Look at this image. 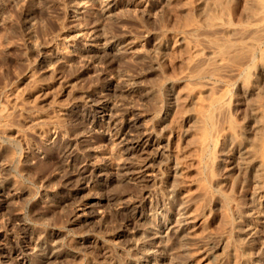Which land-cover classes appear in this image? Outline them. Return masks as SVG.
Returning <instances> with one entry per match:
<instances>
[{
  "label": "rangeland",
  "instance_id": "rangeland-1",
  "mask_svg": "<svg viewBox=\"0 0 264 264\" xmlns=\"http://www.w3.org/2000/svg\"><path fill=\"white\" fill-rule=\"evenodd\" d=\"M258 1L0 0V264H236L227 200L249 206V184L230 171L216 189L211 160L224 127L250 138L241 89L264 53L247 28ZM134 114L167 150L139 183L128 168L143 155L120 143ZM143 187L159 204L136 218L125 202Z\"/></svg>",
  "mask_w": 264,
  "mask_h": 264
},
{
  "label": "bare ground",
  "instance_id": "bare-ground-1",
  "mask_svg": "<svg viewBox=\"0 0 264 264\" xmlns=\"http://www.w3.org/2000/svg\"><path fill=\"white\" fill-rule=\"evenodd\" d=\"M256 1L259 2L258 0H254V2ZM263 4L256 3L255 11L248 15L247 28L254 29L253 32L255 35L257 34L258 37L264 35ZM26 17L29 18L30 16ZM95 31L93 32L92 36L94 35ZM254 34L253 37H255ZM95 35L92 38L93 42H96L97 39V36ZM236 40L239 39H237L236 37L232 39L224 38L222 40L224 49L228 51L229 49L237 47L235 44ZM111 46H105V48L101 50L91 47L86 49V54L91 59L96 58V60H103L107 58L110 53H112V50L114 48H112ZM239 48L243 49V47L241 46ZM201 60L202 59H200V61ZM203 60L214 61L215 68L222 67L219 63L216 62V59L213 56H207L203 58ZM201 73H203V70ZM248 77V80H246L247 78L245 79L248 82L244 81L246 83L241 89V97L245 101V103H247L248 114H246L241 119L242 122L239 127L240 130H243L244 133L246 132L247 135L250 136V138L247 140H240L242 136H240L239 138V136L236 135L235 130L231 129L232 127L230 128L229 126L224 127L215 135L214 141L221 142V148L214 155L215 157L212 158L211 161L217 166L219 170L221 169L223 171L224 175L214 177L212 180V185L216 189H219L223 183L227 182V174L230 171L238 172V174L241 175L242 181H246L249 184H247L249 186L247 188L249 191V206L243 208L241 207V205H239V203L235 202L234 200H227V204L228 207L231 209L232 215L229 219V226L231 227V230L234 233V241L237 245V248L242 252L239 260L234 255H231V259L236 264H264V88H262V86H264V53L260 55L257 66L253 68L252 71L250 70ZM115 88L112 90L115 91ZM107 101L105 100L104 103H100V110L102 111L101 113L106 114V112L110 110V104ZM97 102H99V100H97ZM95 110H99L98 107H95ZM94 112H96L97 115V111ZM130 116L131 117L127 121H125L121 127L123 130H126L128 132L121 135L120 143L126 148L128 154L131 155L133 158L137 157V155L139 156V154L143 155L140 156V158L137 157V161L138 158L140 159V161H138L137 163L135 161H133L135 164L133 162L129 163L128 169H131V171L133 170L134 174L136 173V179H134L135 181H145V172H152L151 167L154 165L156 166L158 160L160 161L166 156V145H164V138H162L160 134L158 135L156 133L154 127H145L143 125L138 124V122L140 121V116L138 117L136 114ZM109 118V114L106 116L105 119L101 117V119L103 120H108ZM205 138L207 140L204 141V145L209 146L211 141L206 136ZM228 158L231 159V164L227 163ZM128 169L126 168V170ZM121 170L123 169L121 168ZM117 171L119 172L120 170ZM154 171L153 173L157 172ZM85 172L77 174V176L81 177L80 179L78 177L79 182L83 181L85 183V181H87L86 176H82ZM115 175L116 170L112 169L111 172L106 174L105 179L107 180L108 177L113 178ZM120 175L121 174H119V176ZM151 176L152 182H155V174H151L150 177ZM139 188L138 193L136 194L137 196H135L134 198L131 197L125 202L126 206H130L134 209L133 211H135L136 218H139L138 216L139 213H141L140 211L144 210L146 206L151 205L153 203H156L157 205L159 204V200L154 195L152 201L150 200V198L152 197L151 193L145 192L144 187V190H141ZM3 192L4 190L1 189L0 195H3ZM75 212V218H77V216L80 217V213H78V210H76ZM129 224L130 222H127V225Z\"/></svg>",
  "mask_w": 264,
  "mask_h": 264
}]
</instances>
